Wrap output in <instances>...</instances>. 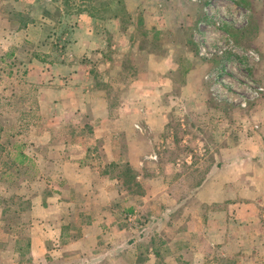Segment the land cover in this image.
Returning a JSON list of instances; mask_svg holds the SVG:
<instances>
[{
    "label": "rangeland",
    "instance_id": "obj_1",
    "mask_svg": "<svg viewBox=\"0 0 264 264\" xmlns=\"http://www.w3.org/2000/svg\"><path fill=\"white\" fill-rule=\"evenodd\" d=\"M250 150L264 0H0V264H264Z\"/></svg>",
    "mask_w": 264,
    "mask_h": 264
},
{
    "label": "crops",
    "instance_id": "obj_2",
    "mask_svg": "<svg viewBox=\"0 0 264 264\" xmlns=\"http://www.w3.org/2000/svg\"><path fill=\"white\" fill-rule=\"evenodd\" d=\"M71 75H73V73H71ZM191 76V73H188L187 77L189 79V77ZM187 79V80H188ZM80 92L83 91L82 88L79 89ZM87 92V91H86ZM84 96V95H83ZM86 103L84 104L85 106L88 105V107L91 105L87 98V100L85 101ZM52 105H56V103L52 104ZM94 107L92 108H98L97 105H102V107L104 106L102 100H98L94 102ZM91 108V109H92ZM105 108V107H104ZM98 110L94 112V116H92V119H98L100 118L101 121H104L106 120V109L103 110V113H100V114H97ZM141 111H140V115H138L137 117L140 118L141 117ZM161 124V123H160ZM161 127H162V124H161ZM263 139L262 137H260V143H262ZM241 150H239V157L238 158H235L233 160H226L224 162H228V163H235V162H238V159L239 158H244L243 157V154H245L244 152H240ZM248 155L250 156H256L258 157L257 160L259 161H264V150H255V152H253L252 150H250L249 152H247ZM84 155V152H79L78 155L74 156V158H70L68 161H65L64 162V168H63V173L62 175L65 176V179L67 181H71V180H75V181H81V179H85L86 176H85V171L87 170V166L83 165V161L81 160V157ZM245 159V158H244ZM225 165V164H224ZM257 170H259L260 173H257V175L255 176H258L261 178V181L264 185V162L262 163V165H260V168H257ZM239 171L240 173L238 174V178H240L241 181H243L244 179H247V178H251V173L248 172V170H243L242 169V164L239 165ZM243 171H245L244 174H241ZM232 179H235V176H233V178H231V176L229 177H226V181L223 182V186L225 187V184L226 186H230L231 184V181ZM230 180V182L228 183L227 181ZM245 183V186H244V191L240 190V194H238V191H234V197H239L243 200H245L244 202H247L246 204L247 205H251V204H256L258 206H263L264 205V191L262 192H259L260 195H255V193L257 191H254V187H252L250 185V183L247 182V180H244ZM264 187V186H263ZM223 193L225 192V189L222 190ZM221 191V193H222ZM229 196H224V199H227ZM221 215V213H218Z\"/></svg>",
    "mask_w": 264,
    "mask_h": 264
},
{
    "label": "trees",
    "instance_id": "obj_3",
    "mask_svg": "<svg viewBox=\"0 0 264 264\" xmlns=\"http://www.w3.org/2000/svg\"><path fill=\"white\" fill-rule=\"evenodd\" d=\"M36 58H37V57H36ZM17 157L20 158V159H18V163H22L23 160H24L25 158H27V157L25 156V154H22L21 152L17 153ZM23 158H24V159H23Z\"/></svg>",
    "mask_w": 264,
    "mask_h": 264
}]
</instances>
